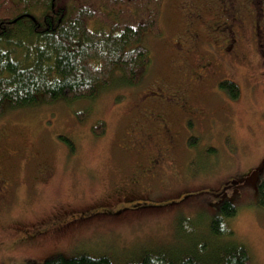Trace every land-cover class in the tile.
<instances>
[{
	"label": "rangeland",
	"instance_id": "374dc122",
	"mask_svg": "<svg viewBox=\"0 0 264 264\" xmlns=\"http://www.w3.org/2000/svg\"><path fill=\"white\" fill-rule=\"evenodd\" d=\"M168 6L159 24L163 36H145L154 62L133 89L116 85L92 100L58 99L0 117V168L12 182L0 195V264H41L57 254L124 263L191 249L206 242L222 200L237 210L228 219L232 239L247 248L250 264H264V208L256 203L264 163V75L254 54L250 65L241 62L219 75L238 85L236 99L215 82L207 93L189 84L197 95L193 105L205 117L177 121L179 142H192L185 143L181 172L170 176L169 186L146 189L135 175L128 133L137 96L150 80H182L178 64L161 53L166 18L175 13ZM98 121L106 125L102 135L92 132ZM61 136L73 141V152Z\"/></svg>",
	"mask_w": 264,
	"mask_h": 264
},
{
	"label": "trees",
	"instance_id": "16d2710c",
	"mask_svg": "<svg viewBox=\"0 0 264 264\" xmlns=\"http://www.w3.org/2000/svg\"><path fill=\"white\" fill-rule=\"evenodd\" d=\"M162 8L163 0H0V117L58 99L92 100L116 85H139L154 62L145 36L161 35ZM218 88L231 100L239 96L232 80ZM97 123L92 132L104 134V121ZM61 137L73 152V141ZM256 191L264 208V163ZM236 212L222 200L206 242L191 249L150 252L124 263L57 254L41 264H250L249 251L232 239L228 225Z\"/></svg>",
	"mask_w": 264,
	"mask_h": 264
},
{
	"label": "flooded vegetation",
	"instance_id": "af4514ba",
	"mask_svg": "<svg viewBox=\"0 0 264 264\" xmlns=\"http://www.w3.org/2000/svg\"><path fill=\"white\" fill-rule=\"evenodd\" d=\"M163 4H173L167 12L173 8L175 13L166 18L167 42L161 53L170 54L178 64L176 74L180 72L177 77L182 80L178 84L167 78L150 80L135 101L140 114L132 107L128 150L135 175L146 189H164L170 176L181 172L180 156L189 139L179 142L177 121L190 124L205 117L193 105L197 95L191 82L207 93L209 84L224 80L219 75L232 72L241 62L250 65L253 54L264 75V0H163ZM11 185L5 168H0V195L8 194Z\"/></svg>",
	"mask_w": 264,
	"mask_h": 264
}]
</instances>
